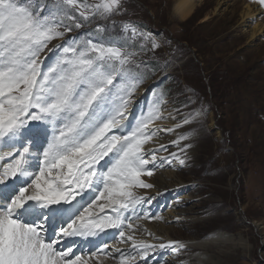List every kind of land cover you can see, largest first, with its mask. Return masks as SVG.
<instances>
[{
	"label": "snow or ice",
	"instance_id": "snow-or-ice-1",
	"mask_svg": "<svg viewBox=\"0 0 264 264\" xmlns=\"http://www.w3.org/2000/svg\"><path fill=\"white\" fill-rule=\"evenodd\" d=\"M257 2L264 6V0ZM121 4L54 0L56 11L42 16L44 0L38 7L37 0H0V264H87L78 254L68 258L75 241L66 249L57 245L76 237L92 243L89 238L108 229L132 228L124 213L135 211L145 199L133 190L153 187L141 177L155 170L147 167L155 166V151L146 153L144 145L159 131L150 128L163 118L159 104L134 124H123L142 82L130 75L128 65L135 63L137 53L126 50L128 42L141 39V48L149 41L158 48L152 34L125 23L120 39H88L81 46L73 38L57 45L54 61L42 67L41 54L48 45L72 30L57 15L76 20L61 6L88 20L119 15ZM96 31L103 32V26ZM117 77L127 78V86L114 84ZM186 139L183 135L173 143ZM171 157L185 164L176 153ZM172 159L162 158L158 166L171 165ZM106 208L113 214L105 213ZM119 236L123 240V230ZM127 239L144 257L155 247ZM173 243L185 247L179 242L169 246ZM120 259L128 264L123 254Z\"/></svg>",
	"mask_w": 264,
	"mask_h": 264
},
{
	"label": "rangeland",
	"instance_id": "rangeland-1",
	"mask_svg": "<svg viewBox=\"0 0 264 264\" xmlns=\"http://www.w3.org/2000/svg\"><path fill=\"white\" fill-rule=\"evenodd\" d=\"M177 1L122 0L121 14H114L107 19L91 16L88 20L80 17L75 9L61 6L69 14L75 15L76 20L70 21L62 13L57 15V21L62 20L72 30L48 45L41 54L42 67L54 61L59 52L57 45H64L76 38L82 46L88 40L87 37L75 36V31L79 29L95 32L104 22V27L109 30L112 28L111 23L123 26L139 19L157 30L152 32V38L159 44L155 48L161 55L158 65L161 72L167 70L160 82L168 84L172 81L171 92L167 90L168 96L163 99L162 94L153 95L152 88L157 85L158 80L148 90L145 84L147 80L141 76L150 77L152 62L149 58L153 57L158 62L157 51L150 49L145 54L139 53L142 40L128 42L129 47L126 50L137 53L133 57L135 63L128 65L132 69L130 75L142 81L131 97L130 105L134 107L138 104L129 125L134 124L142 114H146L149 107L159 104L163 118L154 121L160 122L157 128L159 132L144 145L145 151H149L153 141L156 156L159 153L162 156L176 153L185 159L184 165H180L176 159L172 161V164L178 162L173 170L182 176V180L186 182L184 184L193 185L190 199L187 196L180 203L184 204L186 212L191 205L190 212L202 220L172 222L174 229L170 234L176 240L168 239V243L181 239L204 238L209 233L222 230L233 234L235 239L242 237L241 244H236L235 247H231L233 243L222 246L225 253L221 256L216 255L218 249L213 250L210 253L214 255L211 261L220 260L222 264H231L227 253L236 249L233 251L236 264H264V31L251 38L253 26L257 23L264 24V6L257 0H204L188 19L180 20L174 12ZM98 2L99 0H87L89 4ZM44 3L46 7L41 12L42 16L56 11L54 0H44ZM247 3L255 6L257 11L255 15L245 18L243 9ZM76 22L81 27L76 28ZM60 31L65 29L61 28ZM89 35L93 36L94 33ZM124 35L123 33L122 36ZM146 47H152L151 41L142 50ZM143 54V57H147L145 65L149 67L144 75L137 72L143 68L140 61L143 57H139ZM155 77L149 80H154ZM118 82L127 86L128 79L121 81L117 77L114 84ZM144 91L146 93L142 96ZM132 110L130 108V114ZM197 111L200 114L195 116ZM165 118L169 119V123ZM186 118L191 122L185 124ZM177 124L182 126L176 127ZM170 128L174 131H166ZM183 135H187L188 139L180 140L179 145L173 143ZM189 144L191 147L187 148V153L181 152V148ZM147 167L153 169L149 165ZM154 173L155 171L153 175ZM153 175L141 177L153 187H138L133 190L136 196L146 199L136 208L140 223L135 225V230L141 234V238L143 236L146 243L147 238L155 237L152 226H167V223L156 220V208H165L162 213L167 212V218L173 216L169 202L160 201L161 208L152 207L151 201L157 200L160 193L152 184ZM186 212L183 211V215ZM166 240L164 237L163 241ZM128 241L124 242L127 244ZM130 246L132 244L114 249L116 253L117 249L123 250L120 256L141 253L138 249L129 252ZM175 250L172 247L162 250L160 260H165L169 255L181 254L176 264H205L197 262L193 248L183 253H175ZM188 253L192 257H187ZM110 254L112 256L113 253ZM159 261L156 259L155 263L160 264Z\"/></svg>",
	"mask_w": 264,
	"mask_h": 264
},
{
	"label": "bare ground",
	"instance_id": "bare-ground-1",
	"mask_svg": "<svg viewBox=\"0 0 264 264\" xmlns=\"http://www.w3.org/2000/svg\"><path fill=\"white\" fill-rule=\"evenodd\" d=\"M203 1L204 0H178L174 5V12L180 20H186L193 13L195 8L197 6H199V4L202 3ZM256 11L257 10L255 9V6H252L251 4L247 3L243 9V17H245V18L251 17V15H255ZM205 19H207V17ZM263 31H264V24H262V23L255 24L252 28L251 38L257 37V35L263 33ZM145 93L146 92L144 91V93L142 95H144ZM137 104L134 107H132L131 105H130V107H128L127 112H126L127 119H125L123 121L124 125H126L129 122V120H131V118L133 117V112H134ZM130 108H133L132 114L129 113ZM165 119H166V122L169 123V119H167V118H165ZM33 123H35V122H33ZM159 126H160V122H157V123L151 124L150 128H152V129L156 128L157 129ZM164 127L165 126H163V128ZM163 135H165L164 132H163ZM162 137H164V136H162ZM162 141H163V139H162ZM169 158H172V157L169 156ZM177 163L175 162V165ZM184 183H186V182L182 180V176L180 174L174 172L173 169L168 168L165 171H162V173H161V172L157 171L155 168V173H154L153 178H152V184H154L158 188V190L160 191V193L158 194L157 197L161 198L164 202H167V203L169 202L170 209H173V216H170L167 218L166 212H165L164 214L162 213V216L158 218V221L160 223L164 224V222H166L167 226L162 225V224H160L159 226H152L153 229L155 230V231L153 230L152 232L156 236L159 237V235H162L166 239L176 240V238L170 234L171 231L174 229V226L171 225L172 222H178L179 223L181 221L186 222L188 220H191L192 222L193 221H202L199 216H194L193 213L190 212L191 211V207H190L191 205L188 206V209H187L188 214H187V212L184 208V204L180 203L181 201H183V199L187 198V195L182 196L183 195V188L186 187V185ZM185 202H186V200H185ZM101 203H103V201H101ZM159 208H161L160 205H159ZM152 210H154V209H152ZM183 211L186 212V215H183ZM105 213H108L110 215L113 214L111 212V209H108V208L105 209ZM101 215H103V213H101ZM195 225H194V227H195ZM156 231L158 232L159 235L157 234ZM147 232L148 231H146V233ZM133 234L134 233L132 232V234L130 236H132L137 243L144 242V240L142 239L143 236L141 238L140 233H136L135 236ZM241 238L242 237H239V238L236 237V239H235V236L233 234L219 230V231H214L213 233L206 235L204 238L202 237V238L181 239L180 242L175 241V242H179L180 244L185 245V247L180 248V247H178L177 244H173V247H176L178 249L177 250L178 252H185V250H187L189 248H193V252H195L194 258L197 260L198 263L203 262L205 264H222L220 260L217 262L211 261L210 259L213 258L214 255H212L210 253L213 250L215 251V249H218V252H216V255L221 256L222 253H225L222 249V246H224L226 244L228 245L229 243H233L234 245L231 247H235L236 244L237 245L241 244ZM147 240H153V239L147 238ZM177 240H178V238H177ZM132 243H133V241H131L130 243L128 242L127 244H125V246L128 247ZM144 243H146V242H144ZM151 245H154L155 247L152 248L151 250H149L147 257H144L142 255V253H136L134 256H131L130 253H128L125 256L128 264H154L156 262V259L160 260V258H162V253H163L162 248L157 246L155 242H151ZM110 246H111V248H113V249H111V252L113 253L112 256H111V254L105 255V254H101V253H99V254L96 253L94 256L88 255L87 257H82V258L84 260H86L87 264H121V259H120L121 256L119 254H121L123 250L120 249V251H117V253H116V251L114 249L115 247H113V243H111ZM133 250L134 249L132 246H130L128 249L129 252L133 251ZM233 251H236V249H232V251H229L227 253V255L229 256V258H231V262H232L231 264H236L237 261L233 257L234 256ZM175 253H177V252H175ZM179 256H181V254H179L178 256H175V254L166 256L165 260L161 259L159 261V263L161 264L162 262H164V264H176ZM187 257H192V256L190 255ZM155 264H157V263H155Z\"/></svg>",
	"mask_w": 264,
	"mask_h": 264
}]
</instances>
